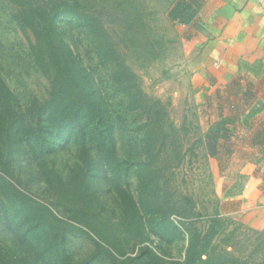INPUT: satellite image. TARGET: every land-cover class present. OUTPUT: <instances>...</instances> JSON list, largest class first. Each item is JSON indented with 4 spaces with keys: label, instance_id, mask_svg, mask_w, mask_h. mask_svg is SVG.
I'll return each instance as SVG.
<instances>
[{
    "label": "trees",
    "instance_id": "trees-1",
    "mask_svg": "<svg viewBox=\"0 0 264 264\" xmlns=\"http://www.w3.org/2000/svg\"><path fill=\"white\" fill-rule=\"evenodd\" d=\"M86 2L0 0V7L11 8L13 22L33 34V61L51 84L48 100H32L21 112L19 97L0 70V214L15 242H0V264H264L262 232L253 231L257 240L250 241L254 249L247 256V248L237 244L220 250L214 225L204 233L173 218L162 162L178 130L169 126L162 102L144 91L101 15ZM65 20L89 38L92 57L109 70V99L66 40L59 26ZM257 113L254 109L249 117ZM232 123L236 120L221 116L209 126L203 137L209 157L218 154ZM121 139L130 150L126 157L120 154ZM63 145L75 148L76 161L59 169L50 156ZM22 155L36 164V178L65 217L18 185L14 162ZM132 176L138 180V199L127 185ZM107 202L111 216L103 214ZM74 237L89 239L94 252L75 260ZM185 239L184 261L170 260L171 246Z\"/></svg>",
    "mask_w": 264,
    "mask_h": 264
},
{
    "label": "rangeland",
    "instance_id": "rangeland-1",
    "mask_svg": "<svg viewBox=\"0 0 264 264\" xmlns=\"http://www.w3.org/2000/svg\"><path fill=\"white\" fill-rule=\"evenodd\" d=\"M86 1L89 9L101 15L127 63L138 75L144 91L162 102L166 121H169V126L173 123L178 130L170 139V143L175 145L168 148L162 162L165 194L174 207L173 218L186 225L193 223L204 233L214 225L213 232L217 231L214 234L220 250L237 244L238 248H247L246 254L250 255L254 249L250 241L257 237L253 231L262 232L259 239H264V229L253 227L246 220H232L220 211L225 194L220 195L216 188L218 176L228 170V161L224 158L222 162H212L203 141L216 115L204 101L206 84L196 78L192 65L194 54L187 50L185 40L166 17L161 0ZM59 26L68 43L76 52L81 53L86 66L96 78L99 93L102 91V96L109 99L111 94L105 87L109 70L101 67L98 60L92 57L89 38L68 20L60 22ZM29 38L34 40L33 34L23 32L13 22L11 8L9 11L0 7V70L19 97L17 106L21 112H26L27 104L32 100H48L51 91L50 81L35 66L29 49ZM119 148L121 156L126 157L130 150L126 149L123 139L119 140ZM50 160L62 169L65 164H74L76 150L73 146L64 148L63 145L53 152ZM14 170L15 180L21 189L51 206L59 216L65 217L63 209L53 205L55 198L47 186L36 178L38 168L30 157L22 155L17 158ZM127 185L138 199L137 177L132 176ZM110 205L111 202L105 205L103 214L106 216L113 213ZM261 241L258 243L261 244ZM0 242L15 245L1 214ZM156 245L157 239L153 247ZM187 245V239L172 245L169 259L184 261ZM14 249L19 253L17 248ZM71 249L74 259L80 260L91 255L95 246L87 238L74 237Z\"/></svg>",
    "mask_w": 264,
    "mask_h": 264
},
{
    "label": "crops",
    "instance_id": "crops-1",
    "mask_svg": "<svg viewBox=\"0 0 264 264\" xmlns=\"http://www.w3.org/2000/svg\"><path fill=\"white\" fill-rule=\"evenodd\" d=\"M194 54L196 78L215 118H233L227 140L212 162L228 161L218 174L220 211L264 229V0H161ZM258 113L249 117L253 110ZM227 166L223 167V170Z\"/></svg>",
    "mask_w": 264,
    "mask_h": 264
}]
</instances>
